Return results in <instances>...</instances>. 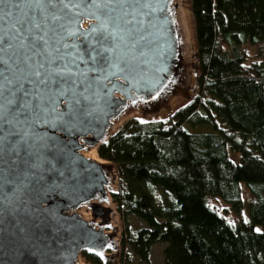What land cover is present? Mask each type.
<instances>
[{
	"label": "water",
	"instance_id": "obj_1",
	"mask_svg": "<svg viewBox=\"0 0 264 264\" xmlns=\"http://www.w3.org/2000/svg\"><path fill=\"white\" fill-rule=\"evenodd\" d=\"M194 48L181 0L0 2V264H116L115 172L87 155L167 110Z\"/></svg>",
	"mask_w": 264,
	"mask_h": 264
},
{
	"label": "trees",
	"instance_id": "obj_2",
	"mask_svg": "<svg viewBox=\"0 0 264 264\" xmlns=\"http://www.w3.org/2000/svg\"><path fill=\"white\" fill-rule=\"evenodd\" d=\"M189 8L193 96L164 120L132 118L96 150L116 176V264H154L155 248L159 264H264V0Z\"/></svg>",
	"mask_w": 264,
	"mask_h": 264
},
{
	"label": "rangeland",
	"instance_id": "obj_3",
	"mask_svg": "<svg viewBox=\"0 0 264 264\" xmlns=\"http://www.w3.org/2000/svg\"><path fill=\"white\" fill-rule=\"evenodd\" d=\"M186 3H187L186 5L188 7V13L190 14V18L186 17V15L184 13V10H183V0H181V6H182L183 13H184L186 26H187L188 31H189V35L191 36L190 29H189V26H190V27H192L193 38H194V26H193V20H192L190 8H189V0H186ZM189 20H190V22H188ZM190 40H191V38H190ZM194 46H195V43H194V45H193V43H191V47L193 48V50H195ZM193 62L195 63L196 59L193 60ZM193 78H194V80H193ZM195 78H196V73H195L194 66H193L192 77H191V81H190L189 87L187 88V90L180 97H178L175 101H173V103L171 104V106L167 110H165V111H163V112H161V113H159V114H157V115H155L153 117L142 118V117H140L138 115L136 117L137 118H142L144 120H164V119H166V117H168L172 112H174L176 109H178L179 107H181L184 104H186L188 102V100L193 96L194 89H195ZM95 155L96 156L93 157V158L99 159L97 157V153ZM115 189H116V182H115V185H114V190ZM215 204L217 206H220V207L222 206L218 202H216ZM110 207H111V210H113L115 212V217L111 221V224L118 231V234H117L115 240H117V242H119V244H120V236H121V232H122V224H121V221L119 219V216L117 215V213L115 211V207H114V205L112 203H111ZM83 213L85 214V217L90 218L89 211L83 210ZM109 254L115 256V261L114 262L116 263L118 261V256L120 254V251H118L117 253L109 252ZM81 262L83 264H86L85 262H83L82 258H81ZM152 262H154V264H159L160 263V252H159L158 248H155L154 251H153Z\"/></svg>",
	"mask_w": 264,
	"mask_h": 264
},
{
	"label": "bare ground",
	"instance_id": "obj_4",
	"mask_svg": "<svg viewBox=\"0 0 264 264\" xmlns=\"http://www.w3.org/2000/svg\"><path fill=\"white\" fill-rule=\"evenodd\" d=\"M186 4H187V3H186V0H183V10H184V13H185V15H186L187 18H190V14L188 13V7H187ZM186 21H187V20H186ZM188 22H190V20H189ZM189 29H190V34H191V36H190V38H191V43H193V45H194V41H193L194 38H193L192 27L189 26ZM193 80H194V78H193ZM87 156H88V157H95L96 155H95V153H93V154H88Z\"/></svg>",
	"mask_w": 264,
	"mask_h": 264
},
{
	"label": "snow or ice",
	"instance_id": "obj_5",
	"mask_svg": "<svg viewBox=\"0 0 264 264\" xmlns=\"http://www.w3.org/2000/svg\"><path fill=\"white\" fill-rule=\"evenodd\" d=\"M0 2H2V0H0Z\"/></svg>",
	"mask_w": 264,
	"mask_h": 264
}]
</instances>
